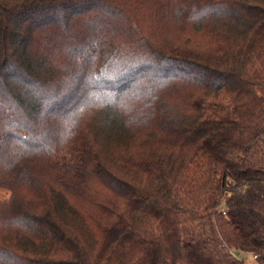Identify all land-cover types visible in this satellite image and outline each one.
Here are the masks:
<instances>
[{"label":"trees","instance_id":"1","mask_svg":"<svg viewBox=\"0 0 264 264\" xmlns=\"http://www.w3.org/2000/svg\"><path fill=\"white\" fill-rule=\"evenodd\" d=\"M264 264V0H0V264Z\"/></svg>","mask_w":264,"mask_h":264},{"label":"rangeland","instance_id":"2","mask_svg":"<svg viewBox=\"0 0 264 264\" xmlns=\"http://www.w3.org/2000/svg\"><path fill=\"white\" fill-rule=\"evenodd\" d=\"M246 261H247L248 264H253L252 257H246Z\"/></svg>","mask_w":264,"mask_h":264}]
</instances>
